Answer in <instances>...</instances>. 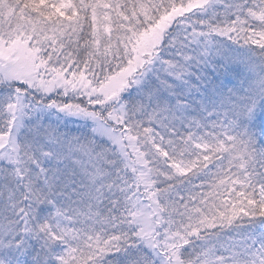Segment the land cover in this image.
<instances>
[{
    "label": "snow or ice",
    "instance_id": "6c2138e0",
    "mask_svg": "<svg viewBox=\"0 0 264 264\" xmlns=\"http://www.w3.org/2000/svg\"><path fill=\"white\" fill-rule=\"evenodd\" d=\"M0 264H264V0H0Z\"/></svg>",
    "mask_w": 264,
    "mask_h": 264
}]
</instances>
